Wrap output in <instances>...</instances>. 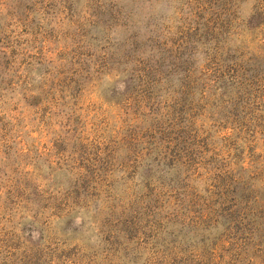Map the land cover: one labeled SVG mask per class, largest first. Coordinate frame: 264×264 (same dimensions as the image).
Segmentation results:
<instances>
[{"label":"rangeland","instance_id":"374dc122","mask_svg":"<svg viewBox=\"0 0 264 264\" xmlns=\"http://www.w3.org/2000/svg\"><path fill=\"white\" fill-rule=\"evenodd\" d=\"M0 264H264V0H0Z\"/></svg>","mask_w":264,"mask_h":264}]
</instances>
